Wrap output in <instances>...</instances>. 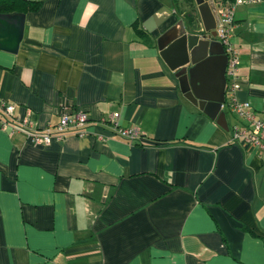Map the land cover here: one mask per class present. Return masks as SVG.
<instances>
[{
	"label": "crops",
	"instance_id": "0c3cea01",
	"mask_svg": "<svg viewBox=\"0 0 264 264\" xmlns=\"http://www.w3.org/2000/svg\"><path fill=\"white\" fill-rule=\"evenodd\" d=\"M30 1L0 98L39 128L84 112L88 134L33 146L0 129V264H264V161L183 97L156 46L174 24L202 28L195 0ZM235 22L234 96L264 121V0ZM114 113L135 143L102 122Z\"/></svg>",
	"mask_w": 264,
	"mask_h": 264
},
{
	"label": "water",
	"instance_id": "95a60500",
	"mask_svg": "<svg viewBox=\"0 0 264 264\" xmlns=\"http://www.w3.org/2000/svg\"><path fill=\"white\" fill-rule=\"evenodd\" d=\"M202 28L174 24L157 39L159 55L175 74L183 97L194 107L228 131L222 106L226 94L227 57L216 40L220 26L214 0H195ZM170 11L158 12L143 28L151 33L161 26ZM25 15L0 14V51L17 54L23 39Z\"/></svg>",
	"mask_w": 264,
	"mask_h": 264
},
{
	"label": "built area",
	"instance_id": "2783aa9c",
	"mask_svg": "<svg viewBox=\"0 0 264 264\" xmlns=\"http://www.w3.org/2000/svg\"><path fill=\"white\" fill-rule=\"evenodd\" d=\"M259 0H217L215 7L220 20V26L216 28V40L222 45L224 54L227 57L225 78L226 91L230 100V113L237 119L236 124L228 130L230 133V143L243 148L255 150L264 161V121L256 116L248 102H239L234 94L239 90V52L232 43V38L236 32L235 9L239 5H250ZM226 95V94H225ZM225 103V102H224ZM222 106V111L224 110ZM14 106L8 104L0 98V129L8 130L10 134L21 130L25 134L26 140L33 146H48L52 141L64 142L70 132L78 137H83L88 133L85 127L88 116L84 112L63 110L58 123L55 126L46 125L44 127L34 126L27 118H15L13 116ZM119 115L112 114L107 120L112 128V134L127 141L135 143L140 134L138 130L121 127L118 123ZM103 141V138H98Z\"/></svg>",
	"mask_w": 264,
	"mask_h": 264
},
{
	"label": "trees",
	"instance_id": "16d2710c",
	"mask_svg": "<svg viewBox=\"0 0 264 264\" xmlns=\"http://www.w3.org/2000/svg\"><path fill=\"white\" fill-rule=\"evenodd\" d=\"M233 1V0H230ZM42 6V2L40 1H30V0H0V14H23L27 15L28 13L37 12ZM186 17L190 18V21L193 20V16L189 13ZM133 29L135 35L144 41L145 43L150 42V38L139 28V22L133 24ZM225 116L227 117L230 113V100L227 95H225V103H224ZM230 144V143H229Z\"/></svg>",
	"mask_w": 264,
	"mask_h": 264
},
{
	"label": "rangeland",
	"instance_id": "374dc122",
	"mask_svg": "<svg viewBox=\"0 0 264 264\" xmlns=\"http://www.w3.org/2000/svg\"><path fill=\"white\" fill-rule=\"evenodd\" d=\"M228 120H229V116H227Z\"/></svg>",
	"mask_w": 264,
	"mask_h": 264
}]
</instances>
